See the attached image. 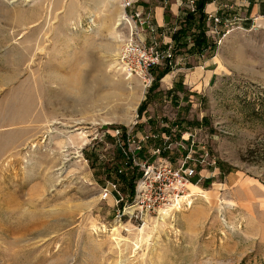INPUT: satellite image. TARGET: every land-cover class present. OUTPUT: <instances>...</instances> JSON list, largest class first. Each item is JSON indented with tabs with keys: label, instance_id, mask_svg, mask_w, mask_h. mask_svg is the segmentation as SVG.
I'll list each match as a JSON object with an SVG mask.
<instances>
[{
	"label": "rangeland",
	"instance_id": "rangeland-1",
	"mask_svg": "<svg viewBox=\"0 0 264 264\" xmlns=\"http://www.w3.org/2000/svg\"><path fill=\"white\" fill-rule=\"evenodd\" d=\"M132 1L0 0V264H264V34L207 15L212 48L167 46L150 91L116 63L131 35L166 51ZM143 161L195 173L141 223Z\"/></svg>",
	"mask_w": 264,
	"mask_h": 264
},
{
	"label": "built area",
	"instance_id": "built-area-1",
	"mask_svg": "<svg viewBox=\"0 0 264 264\" xmlns=\"http://www.w3.org/2000/svg\"><path fill=\"white\" fill-rule=\"evenodd\" d=\"M118 2L124 10H127L131 9L133 1L118 0ZM134 16L124 11L122 18L130 22L128 18L133 19ZM214 20L219 21L217 17ZM154 53L131 35L123 42L116 63L127 76L135 75L141 79L145 87H149L154 80L153 68L159 64V60L162 58L169 62L172 58L170 48L160 55ZM127 140L130 141L129 137ZM139 166L142 168V173L136 181L135 195L129 211L131 217L142 223L145 215L159 216L166 212L177 211L184 202L186 188L194 176V169L188 166L174 167L167 162L146 166L143 161Z\"/></svg>",
	"mask_w": 264,
	"mask_h": 264
},
{
	"label": "crops",
	"instance_id": "crops-1",
	"mask_svg": "<svg viewBox=\"0 0 264 264\" xmlns=\"http://www.w3.org/2000/svg\"><path fill=\"white\" fill-rule=\"evenodd\" d=\"M191 1L195 5V0H168L167 2L169 3L164 1L166 3L164 5L159 0V4H155L152 7L146 0L141 2L142 4L140 3L142 8L151 10L148 9L152 15L151 29L154 27V30L159 35L165 34L159 43L158 49L155 50L156 52L159 50L163 51L170 44L174 45L171 35L183 24L185 13L188 9L186 5H189ZM204 12L208 16H218L220 21L217 24L226 26L228 22L230 25L236 24L242 29L254 30L264 34V0H207ZM212 19L210 18L208 22L213 23ZM178 56L183 60L192 57L196 60L200 57L199 54L189 51V49H182L181 52L175 55V57ZM181 83L184 84L183 81Z\"/></svg>",
	"mask_w": 264,
	"mask_h": 264
},
{
	"label": "trees",
	"instance_id": "trees-1",
	"mask_svg": "<svg viewBox=\"0 0 264 264\" xmlns=\"http://www.w3.org/2000/svg\"><path fill=\"white\" fill-rule=\"evenodd\" d=\"M206 2L207 0H195L194 10L186 12L183 24L180 28L172 33L171 40L174 42V55H177L179 50L186 49V37H188L189 35H192V46L190 49L192 52L202 53L206 49L212 48V45L210 44L209 39L206 35L205 23L207 15L204 12V6ZM168 71L169 68L165 67L155 74L154 80L150 86V91H153V89H155L159 85L160 78L164 76V74H166ZM145 106L146 105L143 102L138 109V114H140L145 109ZM129 187L132 193L133 186L130 185Z\"/></svg>",
	"mask_w": 264,
	"mask_h": 264
},
{
	"label": "bare ground",
	"instance_id": "bare-ground-1",
	"mask_svg": "<svg viewBox=\"0 0 264 264\" xmlns=\"http://www.w3.org/2000/svg\"><path fill=\"white\" fill-rule=\"evenodd\" d=\"M123 11V10H122ZM122 17V16H121ZM125 24V23H127L128 24V26H129V28H132L133 27V24H132V22L130 21V22H120V24ZM130 77V76H129Z\"/></svg>",
	"mask_w": 264,
	"mask_h": 264
}]
</instances>
